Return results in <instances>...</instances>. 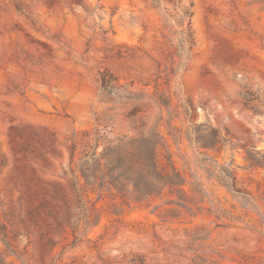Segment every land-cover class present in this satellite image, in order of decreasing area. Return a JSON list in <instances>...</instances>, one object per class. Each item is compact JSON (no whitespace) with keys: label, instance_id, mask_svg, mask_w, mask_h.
Listing matches in <instances>:
<instances>
[{"label":"rangeland","instance_id":"374dc122","mask_svg":"<svg viewBox=\"0 0 264 264\" xmlns=\"http://www.w3.org/2000/svg\"><path fill=\"white\" fill-rule=\"evenodd\" d=\"M155 128L182 200L79 197ZM263 157L264 0H0V264H264Z\"/></svg>","mask_w":264,"mask_h":264},{"label":"trees","instance_id":"16d2710c","mask_svg":"<svg viewBox=\"0 0 264 264\" xmlns=\"http://www.w3.org/2000/svg\"><path fill=\"white\" fill-rule=\"evenodd\" d=\"M98 134L97 130L95 133L84 132V147L95 150L102 146V151L99 155L94 152L90 158L87 157V169H80L84 182L78 193L82 200L89 191L98 193L101 198L103 191L112 190L115 191L114 197L134 204L158 198L165 192L183 199L184 174L174 165L168 146L157 128L145 137L141 135L130 139L127 144L118 145H111L105 141L106 137ZM103 139L105 142H101ZM244 160L249 168L263 167V162L253 154H248ZM258 227L264 228V214L258 221Z\"/></svg>","mask_w":264,"mask_h":264}]
</instances>
